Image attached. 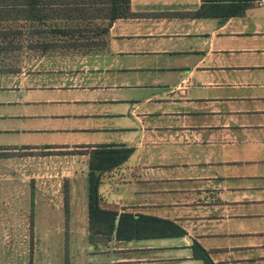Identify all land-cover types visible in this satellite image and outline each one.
<instances>
[{"label": "crops", "instance_id": "crops-1", "mask_svg": "<svg viewBox=\"0 0 264 264\" xmlns=\"http://www.w3.org/2000/svg\"><path fill=\"white\" fill-rule=\"evenodd\" d=\"M247 2L243 10V0H129L133 15L112 20L104 36L39 38L98 45L30 54L28 72L0 75V134L47 132L44 123L78 117L106 123L81 128L98 132L97 141L0 147L49 158L59 148L131 147L121 165L103 174L101 206L185 230L182 237L90 241L106 256L94 264H203L194 242L214 264H264V0ZM205 5L243 13L200 16ZM36 39L31 34L26 42ZM70 153L59 164L50 159L48 173L29 168L31 178L43 179L30 187L29 219L36 192L53 186L46 176L65 174L71 204L87 176L88 155ZM4 218L11 220L0 213ZM81 219L89 237L87 209Z\"/></svg>", "mask_w": 264, "mask_h": 264}, {"label": "rangeland", "instance_id": "rangeland-1", "mask_svg": "<svg viewBox=\"0 0 264 264\" xmlns=\"http://www.w3.org/2000/svg\"><path fill=\"white\" fill-rule=\"evenodd\" d=\"M36 53L39 54L37 51L26 48L8 52L6 55L0 53V67L6 69V71L0 70L1 77L12 79L18 76L17 74L28 72L26 69L32 60L27 61L26 56L36 55ZM2 56H4L3 59ZM8 69L13 72H7ZM85 122L90 123L91 128L99 124L106 125V123H100L101 120L96 121V119L91 120L84 117L73 118L70 123L69 120L49 121L44 123V126L48 125L47 132L24 131L20 134H13V137L0 134V146L6 142H29L28 144L31 145L34 143H57L72 146L76 142L82 144L87 140H100L98 132L81 129L86 127ZM106 132L103 131L102 134L108 138ZM54 151L57 154L52 158L41 154L36 156L15 155L0 160V213L3 217L5 213L11 216V220L4 218L0 221L1 224L3 223V227L0 229V264H94L98 260L106 261V256L96 251L100 248V244L91 243L89 240L87 221L81 219V214L87 209L88 180L86 175L80 180L75 195L72 196L68 214L63 210L65 195L63 186L71 187V181H65V174L50 178L46 176V180L52 179L53 186H49L48 191H43V193L36 192L32 223L29 219L30 187H35L36 179L43 180L41 176L31 178L32 173L29 168L38 167L37 169L48 173L54 166L50 163L52 159H57V161H53L54 163L65 161L71 155L70 151L80 154L79 152H82L83 149L74 148L68 151L59 148ZM65 155L67 156L64 157ZM49 165H52L50 169L47 167ZM64 166L70 165L64 164ZM42 174L40 173V175ZM58 179L61 184L57 185ZM82 187L84 194H82ZM104 189L105 185H101L99 188L103 193ZM31 225H33L32 242L30 239ZM30 246L33 249V263L30 262Z\"/></svg>", "mask_w": 264, "mask_h": 264}, {"label": "trees", "instance_id": "trees-1", "mask_svg": "<svg viewBox=\"0 0 264 264\" xmlns=\"http://www.w3.org/2000/svg\"><path fill=\"white\" fill-rule=\"evenodd\" d=\"M243 0L242 8L249 6ZM203 6L197 14L200 16H229L241 12L232 8L230 13H225V6L218 9V5H209V10ZM232 7H235L234 4ZM227 10V9H226ZM243 10L241 13H243ZM133 13L129 8V0H0V53L20 51L25 48L37 51L39 54L48 51L63 49H83L96 46L98 43L81 42L79 44H57L52 42H39L42 37L75 36L87 38L94 32L104 36L108 32L109 23L117 18H127ZM57 19L51 25L47 20ZM36 20L37 25L32 24ZM74 20V22H72ZM105 20L107 23H105ZM99 21V27L94 23ZM58 23L66 24L59 26ZM50 26V27H49ZM29 27V28H28ZM36 27V28H35ZM35 34L38 39L26 42L28 35ZM16 40V41H15ZM2 59L4 56L1 57ZM0 70L6 71L3 67ZM7 72H13L8 69ZM86 150L79 153L88 155V230L89 240L106 242L110 239L130 240L134 238L150 237H182L185 230L174 221L134 214L131 212H118L101 206L99 185L105 172L111 171L121 165L132 153L133 148L115 145L87 146ZM74 152V151H70ZM24 153V154H22ZM31 151H14L0 147V159L15 155L32 154ZM42 153V152H40ZM47 154V153H46ZM64 206L66 214L69 212L70 194L68 186L64 189ZM33 201H31V208ZM32 223V216L30 218ZM30 239L32 242L33 227L30 226ZM194 257L203 261V264H214L209 254L199 243L192 245ZM33 249L30 246V262L32 261Z\"/></svg>", "mask_w": 264, "mask_h": 264}]
</instances>
